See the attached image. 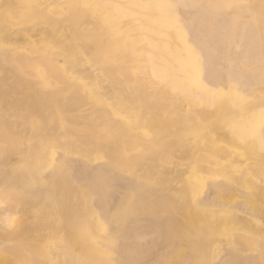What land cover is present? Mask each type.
<instances>
[{"label": "rangeland", "instance_id": "obj_1", "mask_svg": "<svg viewBox=\"0 0 264 264\" xmlns=\"http://www.w3.org/2000/svg\"><path fill=\"white\" fill-rule=\"evenodd\" d=\"M73 2L66 0L58 11L36 9L21 16L11 5H0V45L1 31L27 30L40 38L34 53L0 50V104L11 101L9 109L6 104L0 107V117L14 121L25 115L7 97L16 88L7 77L13 70L18 75L28 69V60L45 52L54 54L48 67L60 77L58 86L44 84L45 88L16 90L19 97L13 95V101L23 99L29 105L31 101L36 107V118L31 120L39 137L33 142L35 128L23 129L28 134L25 142L36 146L37 164L34 175L31 169L23 170V184L30 180L37 188L32 204L38 207L40 243L82 252L91 264H264V151L259 149L264 144V0H173L169 10L177 17H169V24L156 26L150 34V39L165 44L157 50H164L160 55L168 62L185 56L182 51L210 60V75L202 83L220 93L214 91L212 105L206 107L209 102H204L201 106L206 109L201 110L198 106L190 110L194 100H186L195 90H175L179 104L174 97L163 98L160 87L149 85L144 75L140 80L142 57L153 53L149 44L136 45L132 66L119 57L116 80L114 72L109 80L110 71L103 74V65L118 53L122 56L132 41L119 34L106 41L116 33L108 19H103L106 35L102 28L86 32L90 16L76 12ZM110 5L102 7L111 10ZM133 9V16L138 15L122 16L119 23L142 20ZM211 9L219 10L217 18ZM160 11L155 8L148 14L156 19ZM248 30L256 43L254 54L245 48ZM215 32L218 39L213 38ZM86 67L96 80L85 77ZM233 70L244 76L241 83L231 82ZM104 85H108L105 93ZM89 114L93 119L86 118ZM230 125L240 130L232 127L233 131ZM219 126L238 132L231 139L236 143L221 138ZM17 129L9 124L3 139L16 140ZM5 160L0 158V167ZM202 197H213L226 207L219 209L214 201H200ZM252 216L257 222H239ZM236 223L243 224L238 228Z\"/></svg>", "mask_w": 264, "mask_h": 264}, {"label": "bare ground", "instance_id": "obj_2", "mask_svg": "<svg viewBox=\"0 0 264 264\" xmlns=\"http://www.w3.org/2000/svg\"><path fill=\"white\" fill-rule=\"evenodd\" d=\"M65 1L66 0H0V5L1 4L2 5L3 4L11 5L15 10L14 13L16 12L17 15L21 16L23 13H25L27 11L36 10V9L41 10V11L55 9L58 11L60 9H56V8H62V6H64ZM70 1L73 2L75 0H70ZM172 2H173V0H133L131 3L129 0H76V5H74V8H76V9H74V10H76V12H78L79 14L85 13V14H88L87 16H90V17H87V19H89L88 24H90V27L84 28V29H86V32L89 31V28H102V30L104 32V28L106 25H105V20H103V19H108L109 22L111 20L110 24H111V26H113V29H115L116 33H114L113 36L109 37V40L106 39V41H110L111 39H115L117 37L116 35H118V34L121 36H124L127 39V41H128V39H129V41H132V43L129 42L130 44L129 43L127 44V47H126L127 49H124V52L122 51L124 53V54H122V56L119 53L117 54V56H115V54H113V56L118 57V58H116L113 62L110 61L111 63L106 62L105 63L106 65L105 64L103 65V74L105 73L104 71H107V70L110 71L108 74L109 80H111L110 77H113L115 72L118 71V70H116V68L121 66V60L119 57H121L122 60L127 59V62H128L127 64L130 65L129 62H131V66H132V61L134 60V58H136L135 57L136 56V54H135L136 53V50H135L136 45L137 46L140 45L141 46L140 48H142L145 45L147 46L149 44L152 47L154 54L149 53L147 55H144V57H142L143 59L145 58L143 61L144 63L141 62L144 65L142 64V66H141V63L139 65H140V67L144 66L142 68L143 71L141 70V73H143V74H142V76H141V73L139 75L138 71L136 70V72L138 73L136 76V79L140 77V80L143 81V79H141V78L144 75V77L149 81V83H148L149 85H155V87H160L159 89L163 92L162 93L163 98L166 96L174 97V99L173 98L172 99L173 100L178 99L179 104H180L179 97L177 94H175V90L178 89L179 91H181L183 89L186 90L187 88H189L191 90H195L196 92L190 93L189 94L190 97L187 98L186 100L192 99V101L196 100V102L193 101L192 103H190L191 101H189V102L187 101V106H188L187 109H189V107H190V105H188L189 103L193 105V106L191 105V108L192 107L194 108V109L192 108L190 110H195V108L197 109V107H195V106H198V108H200V107L205 108V105L201 106V104H203L204 102L208 103L211 97L213 98L214 96H217V95H215L214 91L215 92L217 91L218 93H220V91L218 89H216V88L212 89V86L210 84L205 85L202 83V80H203L202 78H205V77L207 78L210 75V69L208 68V63H210V60L209 59H206V60H200L199 59L198 60L193 55H191L189 53H185L184 51H182L183 52L182 54L183 55L185 54V56L171 58L172 60L170 62H168L165 59H163L160 55L164 50H162V51L157 50L158 48H163L165 46V44H160L159 42L156 43L155 41L150 39V37H151L150 34H152L154 32V29L156 28V26L160 25L161 28H164V26L169 24L168 23L169 17H175V18L177 17L178 14L175 11L169 10ZM111 3L113 4V8L111 10H109L108 7H106V8H104L105 6L102 7V5H107V6L111 7V5H110ZM132 8H134L133 10H136L138 13H140L142 20H135L131 24H129V23L124 24V23H122V21H123L122 20L121 23H119V18L122 16H125L126 18H130V17H134V16L138 15L137 14V15L133 16L134 13H132V11H131ZM155 8L161 9V11L158 12V16L156 17V19L152 18L148 14L151 9H155ZM162 9L164 11H162ZM76 12H74V13H76ZM210 13H211L212 17L217 18L218 17L217 15H219V10L218 9H211ZM75 15L77 16V14H75ZM78 17L81 18V15H79ZM87 28H88V31H87ZM185 28L188 29V27H185ZM1 32H2L1 36H3L4 41H2L3 44L0 45V50L3 52H5L6 50L11 51L13 49H16L19 52H25L27 54L28 52H31V51H32V53H34L39 48L38 44L40 42V38L38 37V33H36V36H31L30 31H27V30L26 31H17L16 33H9L7 31H1ZM84 32H85V30H84ZM104 34H105V32H104ZM244 37H245L244 41L246 42L245 48L249 50L250 54H254V52L256 51V50H254V48L257 49V47H256V43L254 42L253 37L251 36L249 30L246 31ZM213 38L218 39V33H216V32L213 33ZM106 41H104V43ZM118 41H119V39H118ZM102 44H103V42L101 43V45ZM105 44H107V43H105ZM194 45H198L197 42H195ZM94 46H95V44H94ZM97 46L98 45L96 44V48H98ZM103 46L106 49V46L105 45H103ZM2 48H4V50H2ZM99 48H101V46H99ZM109 49H111V48H109ZM122 49H120V52ZM113 52H111V53H113ZM113 56L111 55L110 57L112 58ZM142 58H140V59H142ZM30 60H28V62H30V64H29L30 67H28V69H26L25 71L20 72L18 75H16L17 72H15V70H13L14 73H16L15 74L16 76H15L13 74V71H12L13 77H12V74L10 77H7V75H5L7 78H9V80H11L13 85L16 87V88H14L15 91L10 90V91H14V92L10 93L8 91L7 97L10 100H12V103H16L18 105V107L20 109H22L21 110L22 115H24L23 112L25 113V115L23 117H19L20 119H16L14 121L9 120V118L4 117V116L0 117V158L6 159L4 161L2 167H0V205H1L0 206V264H91L90 261H88L84 258V254L82 252H80L78 254H76V253L73 254V252L70 253V252L64 250L58 243H40V241L43 238V232L39 228L38 222H37L38 207H37V205H34L35 204L34 201L38 195L37 194V188L33 182H32V184H30V180L28 181V183L26 182V184H23V182L25 181L23 179V170L26 168L29 170L31 169L32 174L34 175V171L36 169V164H37L36 163V155H37L36 146H35V144H32V143H31L32 145L30 146L28 144L29 143L28 141L25 142L26 140H28V137H27L28 134H27L26 130L23 129L24 125H28V127H29V125H31L33 128L36 127L34 121L31 120V118H33V117L36 118V107L34 104H31V101H29L30 105L28 103H26L23 99H17L16 101H13L14 100L13 95H15V94L17 95L18 92H16V90L26 91V90H29L30 88H40L41 89L44 84L45 85L50 84L53 86L57 84V86H58L59 85L58 79L60 77L59 78L55 77L54 76L55 74H53L54 72L52 71V67L51 66L48 67V65L49 64L51 65L54 61V54H52L50 52H45V53H41L36 58L34 57L31 61ZM117 60H119V63H116ZM106 61H108V60H106ZM139 61H141V60H139ZM123 62L125 63L126 60L125 61L123 60ZM108 64L109 65L111 64L112 66L108 67ZM137 64H136V66H137ZM204 64H206L205 67H204ZM114 66H116V67H114ZM111 67L113 70L111 69ZM140 67H139V69H140ZM11 70L12 69H10L8 71L9 74H10ZM187 70L191 71L192 76L189 75ZM111 71H112V73H111ZM113 72H114V74H113ZM139 72H140V70H139ZM4 73H6V72H4ZM133 73H134V71H133V67H132V71L130 73L131 81H133ZM105 74H107V73H105ZM110 74L113 76H111ZM117 74H115L114 80H116L115 77ZM202 74H204V77L201 76L200 78H197L198 75H202ZM84 75L87 79H89L91 81H94V79L97 78L91 74V72L89 71V69L87 67L84 70ZM138 75H139V77H138ZM1 76H3V75H1ZM62 76L64 77L65 75H62ZM62 76H61V79H62ZM118 77L119 76H117V79H118ZM7 78L4 77V79L8 80ZM105 78H107V77H105ZM230 78H231L230 80L232 83H236V82L241 83L244 79V76H241L240 71L233 70L231 72ZM4 79H3V81H4ZM63 79H62L63 82H68L67 77H64ZM62 80H60L61 81L60 83H63ZM140 80H138V81L136 80V83L139 82ZM142 81H140V82H142ZM109 82H113V79H112V81H109ZM115 82H117V81H115ZM38 85H40L41 87H39ZM114 85H117V84H114ZM114 85H112V86H114ZM149 85H148V87H149ZM105 86H107V88H105ZM43 88H45V87L43 86ZM104 88L106 89L104 91V93H105L108 89V85H104ZM104 88H102V89L104 90ZM134 88L135 87L132 88L133 92H135ZM103 90L101 92H103ZM131 90H130V92H131ZM141 90H142L141 93H143V89H141ZM109 91H111V89L108 90V92ZM136 91H138V90H136ZM52 92H53V90H52ZM130 92H129V94H130ZM114 94H115V92H114ZM117 94H119V92ZM172 99H171V101H172ZM235 99H237V98H235ZM5 102L6 101L4 100L3 104H6ZM173 103H174V107H175L177 100H176V103L175 102H173ZM195 103H197V104L195 105ZM210 103L212 105L213 102H209L208 104H206V107L210 106ZM3 104L1 103L0 107ZM10 104H11V101H10L9 105L6 104V106H7L6 108L9 109ZM177 106H178V104H177ZM3 108H5V107L3 106ZM3 108L1 111H3ZM179 108H181V106ZM14 109H16V108H13L12 110H14ZM180 110H182V109H180ZM200 110H201V108H200ZM107 111L108 110H106L105 112H107ZM21 112H19V115H21L20 114ZM112 112H114V111H111V113ZM180 112H182V111H180ZM12 115H14V114H12ZM16 115L19 116L17 113H16ZM258 116L255 115V117L259 118ZM9 117H10V114H9ZM14 117H15V115H14ZM26 117H30L29 120L25 119ZM35 118H33V119H35ZM86 118L93 119V114L87 115ZM9 124L12 127H16V129L18 128L17 131H15L17 133V136H16L17 138L14 141H6V140H4L5 138L3 139V137H4L3 135H5L4 133H6V130L8 131ZM215 125H217V124H215ZM215 125H213V126H215ZM228 126L226 125L225 128L226 127L229 128ZM220 127L221 126H219V128ZM232 127H234V126H232ZM232 127L230 125V128H232ZM251 127H253V126H251ZM33 128H31V130ZM213 128H215V127H213ZM216 128H218V127H216ZM225 128L223 129L221 127L220 129H217L219 131H221V129L223 130V131L219 132V134L221 133L220 134L221 138L228 139L229 141H231V143L235 142L234 140L232 142L231 139H233V137L235 135H236L235 137H238L239 136L238 132H237V134H235L236 133V131H235L233 134V132L225 131ZM253 128H255V126ZM27 129H29V128H27ZM234 129L237 131L240 130L239 128L236 129L235 127H234ZM234 129H233V131H234ZM34 131H35L34 134L31 133L33 136V139H34L33 142H35L36 138L39 137V133L37 135L38 130L35 128ZM239 132L241 135L243 134V133H241V131H239ZM244 135L245 134H243V136ZM220 136L218 135L217 137L219 138ZM246 136H245V139L249 138L248 137L249 135L247 137ZM242 137H240V139ZM245 139H244V141H245ZM262 144H263V142H262ZM262 144L260 145L261 147H259V149H261L262 147L264 148V144H263V146H262ZM236 145H239V142H237ZM263 148H262V151H264ZM262 151L259 150V152H262ZM260 156H261V154H260ZM10 157H12V158H10ZM35 180H36V174H35ZM30 185H32V188L27 189L28 186H30ZM203 197H202V199H200V201L203 200V202H207V200H208L212 203L214 201V203L218 204L219 209L220 208L223 209L224 207H226V205L224 203L215 201L213 199V197H207V198H203ZM32 203H34V204H32ZM231 206L233 207V205H231ZM256 218L254 216L250 217V219H247V217L246 218L243 217L242 219H239V222H240V220H241V222L243 221V223H244V221H246L247 223L251 222V221L257 222ZM258 218L260 219V217H258ZM243 223H239V224L236 223V224L239 225L238 226V228H239L240 225H242ZM208 226H209V228L212 229L210 224H208ZM251 226H253V225H251ZM204 227H207V225ZM64 251L68 252L69 254L65 253ZM62 254L64 257L62 256ZM235 256H237V255H235ZM235 256H233L232 259H234ZM229 257L231 258V256H229ZM235 258L237 259V257H235ZM253 258H254V256L252 257V262H254ZM242 264H243V262H242Z\"/></svg>", "mask_w": 264, "mask_h": 264}]
</instances>
